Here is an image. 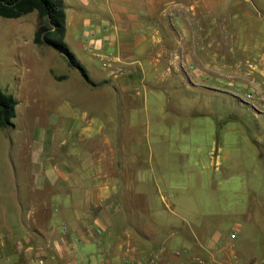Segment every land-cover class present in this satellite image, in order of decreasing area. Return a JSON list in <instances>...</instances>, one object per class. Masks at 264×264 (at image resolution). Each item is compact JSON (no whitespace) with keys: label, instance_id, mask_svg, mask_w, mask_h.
Segmentation results:
<instances>
[{"label":"crops","instance_id":"obj_1","mask_svg":"<svg viewBox=\"0 0 264 264\" xmlns=\"http://www.w3.org/2000/svg\"><path fill=\"white\" fill-rule=\"evenodd\" d=\"M64 1L65 35L81 23L66 42L88 75L72 102L86 100L94 112L65 114L11 157L0 176V264H258L264 201L245 246L235 239L239 220L229 232L211 227L198 207L205 201L169 167L191 122L164 101L172 86L218 89L238 63L264 79V0ZM95 56L108 68L90 70ZM150 92L160 118L129 116L154 106ZM213 138L194 150L201 158L214 151L215 164L222 148Z\"/></svg>","mask_w":264,"mask_h":264},{"label":"rangeland","instance_id":"obj_2","mask_svg":"<svg viewBox=\"0 0 264 264\" xmlns=\"http://www.w3.org/2000/svg\"><path fill=\"white\" fill-rule=\"evenodd\" d=\"M36 19V10L16 17L0 15V86L18 100L13 124L0 128L1 178L3 170L12 166L11 157L28 144V136L38 137L42 129H54L57 121L73 110L81 115L84 109H88V117L94 112L86 100L72 102V89H81L79 83L84 77L81 70L71 65L65 55L53 46L33 41ZM80 24L72 33L68 31L65 35V40L71 45L81 32ZM77 50L79 56L84 55L83 50ZM87 63L90 70L96 72L101 67L108 68L102 65L98 56ZM231 64L225 63L226 67ZM238 65L235 73L225 71L218 89L193 85L192 89H209V92L193 90L185 93L180 90L183 87L171 85L168 89L175 90L166 97L164 104L179 106L182 109L176 112L175 117L180 118L178 121L191 122L186 135L173 143L177 154L173 166L170 163L169 167L176 180H190V193L193 198L205 201L202 207H198L211 217V227L229 232L239 220L243 229L235 239L245 246L249 244L251 232L247 231L251 216L257 215L258 205L264 201V79L252 78L248 74L250 64ZM60 74H65V77L56 78ZM178 79L177 76L171 77L173 83ZM250 92L253 93L252 98L248 96ZM148 96L149 101L155 102L154 106L130 111L129 116L142 120L160 118L157 99L151 92ZM67 102L70 107H67ZM212 138L222 148L219 162L215 164L212 163L214 151L201 158L194 150L196 144H206L209 148ZM52 145L56 144L52 142ZM148 148L149 143L144 142L143 149ZM224 151L227 155L223 157ZM258 151L263 163L259 160ZM200 210L198 212L202 213ZM262 224H259L261 230L258 232L262 240L258 238L256 243L260 249L258 258L261 259L258 264H264ZM238 260L242 261V256Z\"/></svg>","mask_w":264,"mask_h":264},{"label":"trees","instance_id":"obj_3","mask_svg":"<svg viewBox=\"0 0 264 264\" xmlns=\"http://www.w3.org/2000/svg\"><path fill=\"white\" fill-rule=\"evenodd\" d=\"M36 10L37 19L33 41L38 44H49L62 52L71 65L78 67L86 79L87 71L77 59L65 40L66 11L64 0H0V15L16 17ZM65 74L56 75L57 78ZM15 96L0 86V128L13 124L15 115Z\"/></svg>","mask_w":264,"mask_h":264},{"label":"built area","instance_id":"obj_4","mask_svg":"<svg viewBox=\"0 0 264 264\" xmlns=\"http://www.w3.org/2000/svg\"><path fill=\"white\" fill-rule=\"evenodd\" d=\"M248 96H250V97L252 98V97H253V93H252V92L248 93ZM234 235H235V233L232 232V233H231V236H234Z\"/></svg>","mask_w":264,"mask_h":264}]
</instances>
